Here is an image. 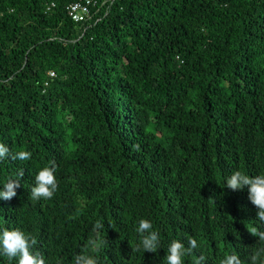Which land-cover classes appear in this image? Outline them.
Masks as SVG:
<instances>
[{"label":"trees","instance_id":"obj_1","mask_svg":"<svg viewBox=\"0 0 264 264\" xmlns=\"http://www.w3.org/2000/svg\"><path fill=\"white\" fill-rule=\"evenodd\" d=\"M73 1L0 0V143L32 153L0 161V190L24 170L0 232L34 236L47 264H72L90 237L99 264H167L188 238L199 248L182 264L264 262L247 187H226L234 171L264 174V0H97L77 23ZM53 160L57 190L31 199Z\"/></svg>","mask_w":264,"mask_h":264},{"label":"clouds","instance_id":"obj_2","mask_svg":"<svg viewBox=\"0 0 264 264\" xmlns=\"http://www.w3.org/2000/svg\"><path fill=\"white\" fill-rule=\"evenodd\" d=\"M138 150L139 146H135ZM32 153L21 150L12 154L7 145L0 143V161L11 159L13 161H26L31 159ZM57 170L56 162L49 161V166L42 168L35 177V184L31 188V199H50L57 190L58 184L55 176ZM24 176V170L20 169L17 179H9L0 190V200L11 201L16 197V189L20 187V179ZM226 187L232 191L248 189V199L257 208V220L264 223V174L249 176L242 171H234L226 178ZM103 228L101 220H97L92 231L99 235L98 230ZM136 232L140 235V245L144 252L155 253L160 246L159 233L153 230L152 223L146 219L138 220ZM251 235L258 237L264 242V231L258 228L251 230ZM104 241L90 237L81 251L73 257L72 264H99L98 260L91 254L89 249L99 251ZM37 244V239L31 234H26L19 228L7 229L0 232V254L7 256L9 261L16 260L17 264H47L45 256L32 249ZM139 247V246H138ZM199 248L195 238H188L187 247L180 240H172L167 251V264H182V257L193 255ZM260 253L253 252L248 260H241L237 254L226 255L219 260V264H258ZM207 258L201 254L195 258L194 264H206ZM264 264V262H261Z\"/></svg>","mask_w":264,"mask_h":264},{"label":"built area","instance_id":"obj_3","mask_svg":"<svg viewBox=\"0 0 264 264\" xmlns=\"http://www.w3.org/2000/svg\"><path fill=\"white\" fill-rule=\"evenodd\" d=\"M96 5L97 0H75L66 7V15L74 23L82 22L92 15L91 10L95 9ZM50 7H52V4L47 6L45 10L48 11ZM48 75L52 77L51 73Z\"/></svg>","mask_w":264,"mask_h":264}]
</instances>
